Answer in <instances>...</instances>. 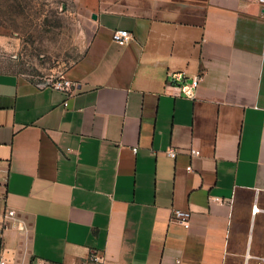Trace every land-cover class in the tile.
I'll list each match as a JSON object with an SVG mask.
<instances>
[{
  "label": "crops",
  "instance_id": "0c3cea01",
  "mask_svg": "<svg viewBox=\"0 0 264 264\" xmlns=\"http://www.w3.org/2000/svg\"><path fill=\"white\" fill-rule=\"evenodd\" d=\"M55 1L85 36L64 74L78 88L0 71L1 255L11 264H264L257 0ZM116 30L132 39L115 42ZM11 44L0 30V46ZM172 72L201 76L194 100L169 86ZM175 210L191 211L189 228Z\"/></svg>",
  "mask_w": 264,
  "mask_h": 264
},
{
  "label": "rangeland",
  "instance_id": "374dc122",
  "mask_svg": "<svg viewBox=\"0 0 264 264\" xmlns=\"http://www.w3.org/2000/svg\"><path fill=\"white\" fill-rule=\"evenodd\" d=\"M0 71L25 73L40 83L65 74L85 50L77 18L55 0H0Z\"/></svg>",
  "mask_w": 264,
  "mask_h": 264
},
{
  "label": "built area",
  "instance_id": "2783aa9c",
  "mask_svg": "<svg viewBox=\"0 0 264 264\" xmlns=\"http://www.w3.org/2000/svg\"><path fill=\"white\" fill-rule=\"evenodd\" d=\"M257 2L264 12V0H257ZM112 38L115 42L123 43L130 41L132 39V35L128 30H116L113 33ZM167 82L169 86L176 87L187 98L194 100L197 97V91L200 86L201 76L200 75L188 76L184 72H172L169 74L167 78ZM40 85L42 87H51L53 89L67 93H74L78 88L77 83H74L64 75L54 80L52 79L46 82H42L40 83ZM166 154L174 158L177 156V150L174 148H170L169 150L166 151ZM258 210H259L258 206L254 205L253 212H256ZM10 214L12 215V212ZM191 215L192 213L190 210H175L173 215V220L179 222L180 224H183L186 228H189ZM1 236L2 234L0 232V239ZM91 259L95 262H100L102 258L97 254H93L91 255ZM0 264H11V262L8 259L4 258L1 255V252H0ZM32 264H47V262L41 260L39 262H34Z\"/></svg>",
  "mask_w": 264,
  "mask_h": 264
},
{
  "label": "water",
  "instance_id": "95a60500",
  "mask_svg": "<svg viewBox=\"0 0 264 264\" xmlns=\"http://www.w3.org/2000/svg\"><path fill=\"white\" fill-rule=\"evenodd\" d=\"M1 247H2V240L0 239V249H1Z\"/></svg>",
  "mask_w": 264,
  "mask_h": 264
}]
</instances>
